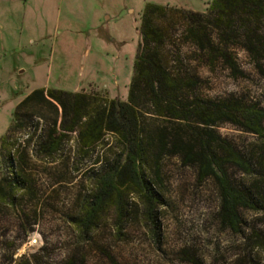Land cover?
Instances as JSON below:
<instances>
[{
    "label": "rangeland",
    "instance_id": "obj_1",
    "mask_svg": "<svg viewBox=\"0 0 264 264\" xmlns=\"http://www.w3.org/2000/svg\"><path fill=\"white\" fill-rule=\"evenodd\" d=\"M212 1L29 0L25 6V0H18L13 13H0V264H36L34 253L40 264H264L254 234L264 233V210L241 208L242 226L235 232L219 214L215 179H200L196 164L170 150L150 167L164 198L159 239L140 213L126 218L119 235L114 210L103 213L88 240L80 239L71 219L117 150L113 137L82 157L75 131L60 152L49 155L42 145L54 121L62 119L61 107L50 103L21 108L25 124L11 129L18 104L38 88L126 100L149 2L167 8L155 23L165 33L163 54L170 70L184 82L197 81L194 88L185 87L184 100L236 99L264 108V49L256 40L254 51L247 46L250 36L264 35V19L250 21L240 13L232 28H218L210 16ZM183 10L211 19L206 49L189 34ZM143 110L151 135L161 127L187 128L168 115L158 116L151 106ZM215 132L254 163L252 174L227 166L230 178L242 188L264 186V138L230 122L219 124ZM4 135L14 156L11 169ZM18 178L24 186L12 193L7 182ZM34 238L38 243L31 245Z\"/></svg>",
    "mask_w": 264,
    "mask_h": 264
},
{
    "label": "trees",
    "instance_id": "obj_2",
    "mask_svg": "<svg viewBox=\"0 0 264 264\" xmlns=\"http://www.w3.org/2000/svg\"><path fill=\"white\" fill-rule=\"evenodd\" d=\"M183 12L189 23V34L201 49H206L207 44H211L207 33L211 19L206 20L203 13ZM240 13L250 21L261 22L264 19V0H213L210 6L213 25L218 28H232L235 15ZM166 14L167 8L162 4L149 2L145 6L140 29L143 42L134 63L126 100L42 87L27 95L14 111L11 129L25 124L24 117L19 115V110L25 106L35 104L42 107L50 103L57 109L61 107V122L54 121L48 140L42 145V150L49 155L60 152L69 134L75 131L78 132L82 157L91 156L97 147L105 145L107 139L113 137L117 150L113 151L109 165L93 179L92 191L80 198L79 211L71 219V225L80 239L88 240L103 213L109 210L116 212L119 235L126 218L140 213L153 235L160 238L159 214L164 198L150 174V167L152 164L159 165L161 155L167 150L183 156L186 163L196 164L200 179L209 176L215 179L221 196L219 214L235 232H239L242 226L241 208L264 210V186L242 188L226 170L227 166L233 165L252 174V158H247L215 132L219 124L230 122L262 139L264 108L236 99L211 101L197 97L191 101L184 100L185 87L194 88L197 81L189 79L184 82L169 68L163 54L165 33L155 23V16ZM255 40L264 49V35L259 34L250 36L248 48L255 50ZM144 106H151L158 116L168 115L177 122H183L187 128L183 125L172 130L161 127L158 135L149 134L144 122ZM191 121L203 129L190 126ZM1 140L9 149L7 158L11 169L14 165L12 147L7 145V135ZM260 148L263 157L264 142ZM20 182L19 178L9 179L10 192L24 186ZM254 234L255 244L264 254V233L255 231ZM33 257L35 263L40 264L38 253H34ZM193 262L196 260L193 259Z\"/></svg>",
    "mask_w": 264,
    "mask_h": 264
},
{
    "label": "crops",
    "instance_id": "obj_3",
    "mask_svg": "<svg viewBox=\"0 0 264 264\" xmlns=\"http://www.w3.org/2000/svg\"><path fill=\"white\" fill-rule=\"evenodd\" d=\"M18 0H0V13L10 14L14 11V5ZM29 0H25V6L29 5Z\"/></svg>",
    "mask_w": 264,
    "mask_h": 264
},
{
    "label": "built area",
    "instance_id": "obj_4",
    "mask_svg": "<svg viewBox=\"0 0 264 264\" xmlns=\"http://www.w3.org/2000/svg\"><path fill=\"white\" fill-rule=\"evenodd\" d=\"M36 243H38V239L37 238H34V239L30 240V244L31 245H35Z\"/></svg>",
    "mask_w": 264,
    "mask_h": 264
}]
</instances>
